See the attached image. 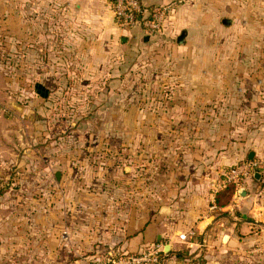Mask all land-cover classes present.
Listing matches in <instances>:
<instances>
[{
  "label": "rangeland",
  "instance_id": "374dc122",
  "mask_svg": "<svg viewBox=\"0 0 264 264\" xmlns=\"http://www.w3.org/2000/svg\"><path fill=\"white\" fill-rule=\"evenodd\" d=\"M252 8L234 28L192 22L183 47L182 30L165 27L140 49L117 42L73 59L36 52L28 38L26 54L9 50L18 39L3 36L0 18V128L18 159L0 167V185L23 190L35 174L57 173L60 212L74 211L79 238L131 223L136 232L194 162L205 178L215 160L264 167V0Z\"/></svg>",
  "mask_w": 264,
  "mask_h": 264
},
{
  "label": "crops",
  "instance_id": "0c3cea01",
  "mask_svg": "<svg viewBox=\"0 0 264 264\" xmlns=\"http://www.w3.org/2000/svg\"><path fill=\"white\" fill-rule=\"evenodd\" d=\"M254 1L140 0L146 8L170 7L163 27L166 29L162 31L168 36L173 30H188L192 22L211 26L220 22L225 28H234L254 13ZM177 4L179 7L173 9ZM0 13L5 23L3 36L18 39L19 46L7 47L17 48L20 54L27 53V38L36 44V52L61 51L73 59V55L81 53L104 55L117 42L140 49L159 36L146 35L138 28L119 29L109 0H0ZM223 21L229 24L224 25ZM182 32L184 43H176L179 47L185 44L187 33ZM4 101L1 99L0 107ZM2 113L12 118V112ZM20 113L23 119H29L27 112ZM5 132L0 128V167L18 163L16 155L7 153ZM230 160L213 161L212 173L206 178L200 163L194 162L191 175L182 181H170L166 205L158 216L152 215L136 232L131 223L124 229H91L79 238L75 237L74 211L67 208L65 218L60 212L57 173L35 174L23 190L15 186L13 179H7L0 194V264H85L110 247L137 252L150 245H160L163 253L164 246H169L161 256V264H187L189 260L193 261L191 264H264V171L257 172V179L252 175L235 188L226 206H214L213 188L222 177L224 164L233 167L241 162L239 156ZM181 170L178 167L179 174ZM190 232L193 237L181 238Z\"/></svg>",
  "mask_w": 264,
  "mask_h": 264
},
{
  "label": "built area",
  "instance_id": "2783aa9c",
  "mask_svg": "<svg viewBox=\"0 0 264 264\" xmlns=\"http://www.w3.org/2000/svg\"><path fill=\"white\" fill-rule=\"evenodd\" d=\"M115 24L123 31L138 28L146 35H155L162 31L170 7L146 8L140 0H109ZM263 167L262 162L249 161L235 165L224 172L216 182L213 193L224 189L228 184L240 187L245 179L251 177ZM190 232L188 237H193ZM182 239L186 240L183 235ZM162 247L150 245L137 252H126L117 248H108L100 256L86 261L85 264H161Z\"/></svg>",
  "mask_w": 264,
  "mask_h": 264
},
{
  "label": "trees",
  "instance_id": "16d2710c",
  "mask_svg": "<svg viewBox=\"0 0 264 264\" xmlns=\"http://www.w3.org/2000/svg\"><path fill=\"white\" fill-rule=\"evenodd\" d=\"M230 169L231 167L228 170ZM5 188L6 187H3L0 185V194H1V191ZM234 190H235L234 185L228 184L224 189L217 191L214 195V206L218 208L226 206L229 203L232 195L234 194ZM163 255L164 253H162V256Z\"/></svg>",
  "mask_w": 264,
  "mask_h": 264
},
{
  "label": "water",
  "instance_id": "95a60500",
  "mask_svg": "<svg viewBox=\"0 0 264 264\" xmlns=\"http://www.w3.org/2000/svg\"><path fill=\"white\" fill-rule=\"evenodd\" d=\"M223 24H224V25H228L229 23H228V21H223ZM184 36H185V33L182 32V33L180 34L179 38H178V41H177L179 45H183V43H184ZM122 42H125V40L123 39ZM253 176H254V178L257 179L258 176H259V174H258L257 172H255V173L253 174ZM56 177H58V174L56 175ZM168 250H169V246H168V245H165V246H164V253H167Z\"/></svg>",
  "mask_w": 264,
  "mask_h": 264
}]
</instances>
